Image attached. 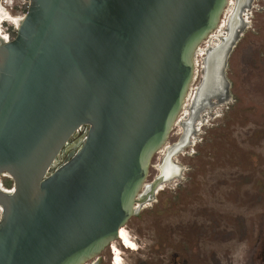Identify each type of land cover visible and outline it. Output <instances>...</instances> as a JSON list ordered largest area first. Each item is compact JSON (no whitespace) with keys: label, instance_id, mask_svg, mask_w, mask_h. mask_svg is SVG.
Returning <instances> with one entry per match:
<instances>
[{"label":"water","instance_id":"95a60500","mask_svg":"<svg viewBox=\"0 0 264 264\" xmlns=\"http://www.w3.org/2000/svg\"><path fill=\"white\" fill-rule=\"evenodd\" d=\"M228 5L31 0L16 38L0 36V176L15 184L0 183V264H84L118 239ZM238 39L205 57L210 67L222 53L229 97Z\"/></svg>","mask_w":264,"mask_h":264},{"label":"rangeland","instance_id":"374dc122","mask_svg":"<svg viewBox=\"0 0 264 264\" xmlns=\"http://www.w3.org/2000/svg\"><path fill=\"white\" fill-rule=\"evenodd\" d=\"M239 1L230 0L219 29L201 44L179 121L152 160L140 192L144 201L125 226L137 248L115 240L124 264H264V0L252 1L229 55L231 99L202 113L200 130L178 150L204 82L206 50L227 33L234 8L232 32L243 25ZM8 13L4 17L17 23L15 12ZM218 90L204 95V102L221 97ZM170 162L172 177L166 173ZM161 176L166 179L160 184ZM0 182L7 190L15 186L7 174ZM113 251L108 246L84 264H114Z\"/></svg>","mask_w":264,"mask_h":264},{"label":"flooded vegetation","instance_id":"af4514ba","mask_svg":"<svg viewBox=\"0 0 264 264\" xmlns=\"http://www.w3.org/2000/svg\"><path fill=\"white\" fill-rule=\"evenodd\" d=\"M252 1L253 0H240L239 1V5L241 4L240 17H241V20L243 22V25L239 28L240 25L237 24L238 28L234 27V32H232V25H233L232 21L234 19V15H235V8H234V10H233V12H232V14L230 16L231 17V19H230L231 22L228 24L227 27H224V28H226L228 30L227 33L225 35H219V37H221V39L226 37L227 38V42H230V41L233 42L234 40L239 38V36H241L242 31L246 28V25L248 23V20H245V17H247L249 15V10L252 8ZM219 40H220V38L216 39L214 43L216 44ZM238 40L236 41V43L238 42ZM215 44H212V46H214ZM235 45H234V47H235ZM209 46H211V45H209ZM230 99H231V97H229V96H228V100H226L225 98L224 99H219L218 97H212L210 102L208 104H206L204 102V99L200 98V94H199V91H198L197 94H196V98H195V106L193 107V112L191 113L192 121L189 120L190 116H187V121H189V123H190V125H189V133H185L184 139L179 144L178 150L181 149L183 146H185L187 143H190V137L192 135L197 134V132L200 130L199 129L197 131V129H196L197 128V124L200 122L201 119L204 120V118H203L204 115H205L204 112L207 111V109L214 110L215 107H217L218 105L223 104L225 102H228ZM223 101H225V102H223ZM202 113H204V115H202ZM201 116H202V118H201ZM85 132H86V128H83L82 130H80L78 136L75 139H77V138L80 139V137H82L85 134ZM73 141L68 145L67 149L63 151V154L65 155V157L68 156V154L72 150H75V146L72 145ZM172 154L173 153L170 154L169 158L172 156ZM167 164L171 165V167H172V171L166 172V173L170 172L167 176L168 177H172L170 174L173 172L174 164L172 165L171 162L167 163ZM169 170H171V168H169ZM96 264H98V262Z\"/></svg>","mask_w":264,"mask_h":264},{"label":"bare ground","instance_id":"6f19581e","mask_svg":"<svg viewBox=\"0 0 264 264\" xmlns=\"http://www.w3.org/2000/svg\"><path fill=\"white\" fill-rule=\"evenodd\" d=\"M229 4H230V0H229ZM229 6V5H228ZM227 6V7H228ZM227 9V8H226ZM226 11V10H225ZM225 13V12H224ZM0 15H2V16H6V17H10L9 16V13H8V11H0ZM224 15V14H223ZM5 18V17H4ZM222 18H223V16H222ZM17 21V24L19 25L20 24V22H21V19L19 18L18 20H16ZM221 21H222V19H221ZM220 24H221V22H220ZM220 24H219V26H218V28L216 29V30H214L212 33H211V35L206 39V40H208V39H210L211 37H212V34H214V32L215 31H217L218 29H219V27H220ZM205 40V41H206ZM204 41V42H205ZM232 45V41H230V42H226L225 44H224V49H223V51H222V53L224 54V52L228 49V47H230ZM200 48H201V45L199 46V49L197 50V52H196V55H195V68H196V57H197V54H198V52H199V50H200ZM222 53L220 52L219 54H218V56L216 57V62H215V64H213L212 66H210V67H207L206 65H205V77H204V82H203V85H202V87H201V91H200V98L201 99H204L203 98V96L204 95H207V94H211V93H213L215 90H220V92H221V94H222V96L221 97H219L218 96V98L219 99H226V100H228V95H226V93H225V91L223 90V87H222V83L220 82V79H219V76L217 75V73H218V71H219V68H218V66H219V62L221 61V59H222ZM206 54H207V50H206ZM205 62H207L206 60H205ZM211 67H213V69H217L218 68V70H217V72L215 71V73H213V70L211 69ZM195 68H194V77H195ZM194 80V79H193ZM219 90L217 91L218 92V94H219ZM190 91V90H189ZM188 94H189V92H188ZM215 96V95H214ZM213 96V97H214ZM187 97H188V95H187ZM187 97H186V99H185V101H184V106H185V104H186V100H187ZM211 100V99H210ZM209 100V101H210ZM223 102H225V101H223ZM209 103V102H208ZM183 109H184V107H183ZM182 109V110H183ZM181 114V113H180ZM180 116V115H179ZM179 121V117H178V119H177V122ZM176 122V123H177ZM175 123V124H176ZM175 126V125H174ZM165 146V145H164ZM163 146V147H164ZM162 147V148H163ZM161 151V150H160ZM162 178V179H161ZM166 178H163L162 176L160 177V179H159V183L161 184V182H163L164 180H165ZM161 181V182H160ZM1 183V182H0ZM159 184V185H160ZM145 186V183H144V185H143V187ZM143 187H142V189H143ZM1 188L2 189H4V190H7V189H5L3 186H2V184H1ZM156 188H157V184H155L154 186H153V188H152V192L153 191H155L156 190ZM142 189H141V191H142ZM14 189H12V190H7V191H9V192H12ZM140 191V192H141ZM141 195V194H140ZM140 200H143V199H141L140 198V196H139V201L136 203V208H135V210H137L138 209V204H140L141 202H143V201H140ZM2 208V206H0V209ZM118 239H120V241L122 242V244L125 246V247H127V248H137V243L133 240V238L131 237V234L129 233V231L126 229V227L124 226V227H121L120 228V230H119V237H118ZM119 241V240H118ZM110 248H111V250H115V257H114V264H124V259H123V256H122V252H121V249L118 247V244H117V241H113L112 242V244H111V246H110Z\"/></svg>","mask_w":264,"mask_h":264},{"label":"built area","instance_id":"2783aa9c","mask_svg":"<svg viewBox=\"0 0 264 264\" xmlns=\"http://www.w3.org/2000/svg\"><path fill=\"white\" fill-rule=\"evenodd\" d=\"M30 5L31 0H0V11L9 12L10 10H13L16 16L23 20L28 13ZM18 28L19 25L15 22V20L8 21L7 18L0 15V36L5 41L10 42L14 40L16 38ZM112 253H114V251Z\"/></svg>","mask_w":264,"mask_h":264}]
</instances>
